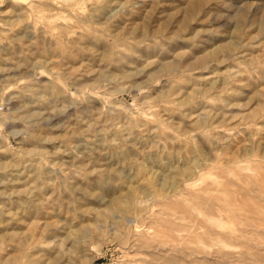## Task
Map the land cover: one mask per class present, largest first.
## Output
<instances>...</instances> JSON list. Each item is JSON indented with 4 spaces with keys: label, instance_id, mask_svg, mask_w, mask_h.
<instances>
[{
    "label": "clouds",
    "instance_id": "9594fccd",
    "mask_svg": "<svg viewBox=\"0 0 264 264\" xmlns=\"http://www.w3.org/2000/svg\"><path fill=\"white\" fill-rule=\"evenodd\" d=\"M142 7L0 0V264H264V3Z\"/></svg>",
    "mask_w": 264,
    "mask_h": 264
},
{
    "label": "rangeland",
    "instance_id": "374dc122",
    "mask_svg": "<svg viewBox=\"0 0 264 264\" xmlns=\"http://www.w3.org/2000/svg\"><path fill=\"white\" fill-rule=\"evenodd\" d=\"M245 2V0H141V3L143 7L141 9H138L140 15L136 16L135 13H133L134 19H141V18H147L151 17L152 19H155L157 21L160 20H166L169 22L170 26V34L174 33L178 30H182L185 23H187L189 20L192 19L194 15L199 16V19L206 18L207 14L209 12L213 13H228L231 10L232 5H242ZM262 3H264V0H262ZM21 7L25 6H14L12 3H9L6 5V8H13L14 11L19 12L21 10ZM31 11V9H29ZM221 22V21H218ZM203 25L197 24L192 25L189 29L188 33H185V39L177 42V48L183 47V46H191L194 41L189 39L188 37H195L196 27H202ZM136 24H131L128 28L129 31L131 29L135 28ZM232 28L235 29V24L232 25ZM258 31V28H252L248 33L246 40L248 42H251L252 44H258L259 41H251V37L254 36ZM233 32L230 30L228 33V36L224 38L225 42L227 40L232 39ZM47 42H51L54 45V41H51V37H44L43 38V46H47ZM223 47V45L221 46ZM217 48L215 45L211 46L206 53H201L200 60L206 59L208 57H214L217 55ZM246 52L249 53V55L254 56H260V53L264 51V49L259 47H249L245 49ZM56 57L53 56V59ZM227 65L224 66H218L219 71L223 72ZM242 79H247V77H243ZM259 100V97H251L250 94V102L251 107H255L257 101ZM244 109H241L240 107L233 108L231 110L232 114H243ZM223 117H219L217 122L222 120ZM235 123H238V121H233V125ZM229 125V127L233 126ZM226 132H221L219 135H225ZM8 218H5V221ZM43 227V225H41ZM27 231V227L23 224L19 225H12L9 226V228H0V235L4 234L6 231ZM120 253L116 252V257H119ZM114 257L111 252L107 256L97 258L95 260V264H113Z\"/></svg>",
    "mask_w": 264,
    "mask_h": 264
}]
</instances>
